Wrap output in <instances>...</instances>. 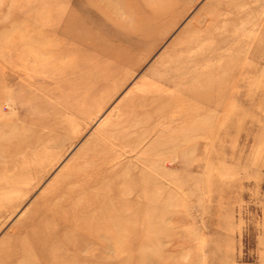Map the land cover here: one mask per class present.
<instances>
[{
    "label": "rangeland",
    "instance_id": "rangeland-1",
    "mask_svg": "<svg viewBox=\"0 0 264 264\" xmlns=\"http://www.w3.org/2000/svg\"><path fill=\"white\" fill-rule=\"evenodd\" d=\"M86 173L38 264H264V0H0V264Z\"/></svg>",
    "mask_w": 264,
    "mask_h": 264
},
{
    "label": "bare ground",
    "instance_id": "bare-ground-1",
    "mask_svg": "<svg viewBox=\"0 0 264 264\" xmlns=\"http://www.w3.org/2000/svg\"><path fill=\"white\" fill-rule=\"evenodd\" d=\"M88 158L94 161V154L88 155ZM88 173L80 176L74 175L69 183H63L60 189L57 187L51 191L50 198L44 203L43 209L38 212L39 220L36 225L30 228L27 231L25 239H21L18 243L19 248L18 251H16L18 253L16 256L10 254V258L4 260L3 264H38V260L40 262L46 258L47 248L54 246L49 245L47 247L46 243L57 235L59 228L69 221H75L78 216H83L86 211L93 212L94 209H92L91 206L82 205L83 202L89 199H97V196L94 195L93 192L87 191L86 189L90 185L97 183L98 177ZM76 184H78V186L74 187ZM134 194L136 196L139 195L137 191ZM65 206H67V208L62 209V207ZM116 216H119L120 219H117ZM102 217L103 214L100 218ZM106 217L109 222L113 223L116 220L122 219V215L120 216L117 214L116 209L115 213L108 211ZM88 225L89 227L83 222L80 227L83 229H86V227L90 228V223H88ZM104 228V226H101V229ZM41 239L45 242H42ZM56 246L57 245H55L54 248H56ZM13 258H17L16 260L14 259L15 263L12 262Z\"/></svg>",
    "mask_w": 264,
    "mask_h": 264
}]
</instances>
